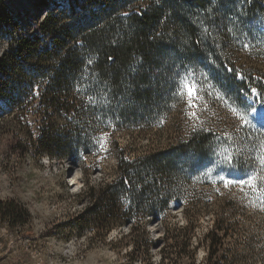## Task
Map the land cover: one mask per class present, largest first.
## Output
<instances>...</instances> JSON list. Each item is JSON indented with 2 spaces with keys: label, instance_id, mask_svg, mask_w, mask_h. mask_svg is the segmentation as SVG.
Segmentation results:
<instances>
[{
  "label": "trees",
  "instance_id": "obj_1",
  "mask_svg": "<svg viewBox=\"0 0 264 264\" xmlns=\"http://www.w3.org/2000/svg\"><path fill=\"white\" fill-rule=\"evenodd\" d=\"M7 2L0 0V15ZM45 14L22 37L8 35L0 56L2 116L29 113L39 85L32 112L39 130L27 140L39 156L79 166L85 188L78 196L89 201L74 220L79 230L106 239L125 226L134 255L132 233L140 228L143 264H264V247L235 226L246 212L214 194L207 171L215 161L245 171L257 157L246 150L264 130L246 122L250 128L235 132L202 111L226 99L264 105V0H67L63 11L47 7ZM185 85L199 100L193 119L185 113ZM103 140L112 173L91 185ZM216 201L220 217L194 241L198 219ZM172 202L182 206L183 225L152 242L140 225L162 221ZM0 222L14 229L31 217L0 200ZM158 248L155 263L151 250Z\"/></svg>",
  "mask_w": 264,
  "mask_h": 264
},
{
  "label": "rangeland",
  "instance_id": "obj_2",
  "mask_svg": "<svg viewBox=\"0 0 264 264\" xmlns=\"http://www.w3.org/2000/svg\"><path fill=\"white\" fill-rule=\"evenodd\" d=\"M16 1L8 0L6 14L0 15V56L6 51L9 33L22 37V33L30 29V21L43 20L47 7L48 12L55 15L67 6V0ZM14 25L19 26L18 30L13 29ZM183 89L188 105L185 113L193 119L196 113H200L195 104L199 100L190 85H185ZM31 95L36 101L29 106V113L2 116L7 109V102L0 101V200L15 201L31 217L28 226L14 229L0 222V264H143L141 252L144 237L140 228L132 233L138 249L134 255L128 244L131 235L125 226L113 229L106 239L102 238V234L95 237L90 231L79 230L74 220L83 214L89 204L86 197L78 196L85 188L80 168L69 160L62 164L50 161L45 155L39 156L35 148L29 147L27 133L30 131L36 137L39 130V115L32 113L38 103L39 85L34 87ZM223 101L221 105L217 103L216 106L203 109L205 116L216 117L214 119L221 120L227 128L235 125L232 128L235 132L253 124L264 130V105H255L249 98H245V104L232 99ZM247 107L251 108L247 110ZM254 110L262 112L263 117L256 118L252 113ZM121 141L124 144L125 139ZM140 145L147 143L143 141ZM101 146L104 153V140ZM251 151L257 157L245 171L231 165H220L216 161L213 168L207 171L215 189L214 194L225 197L227 201L231 199L236 209L246 212L245 216L236 217L235 226L240 230L239 234L253 235L257 246L264 247V134L251 140L246 152L252 154ZM102 153L96 160L100 162L103 158L102 164L98 166L101 171L92 169L87 177L91 185L105 182L107 175L112 173L114 164L107 159L106 152ZM87 163L91 166L89 161ZM257 183L261 185L260 189L256 188ZM241 187H244V191L240 190ZM208 189L203 187L204 192ZM253 201L259 204L255 210L248 208V204ZM206 202L210 204L209 200ZM220 205L221 202L216 201L215 205L207 207L208 212L202 213L195 227L197 239L194 241L206 235L220 217ZM228 221L232 223L233 220ZM183 222L182 206L172 202L162 216V221L144 220L140 226L146 230L152 242H157L163 238L166 228L182 226ZM151 255L152 261L158 262L159 248L151 250ZM203 255L199 249L196 259L200 261Z\"/></svg>",
  "mask_w": 264,
  "mask_h": 264
},
{
  "label": "bare ground",
  "instance_id": "obj_3",
  "mask_svg": "<svg viewBox=\"0 0 264 264\" xmlns=\"http://www.w3.org/2000/svg\"><path fill=\"white\" fill-rule=\"evenodd\" d=\"M16 3H21L19 0L16 1ZM253 115L256 116V118L260 119L261 117H263V115L261 114L262 112L258 111V110H254L253 112ZM264 120H262L263 122ZM264 123V122H263Z\"/></svg>",
  "mask_w": 264,
  "mask_h": 264
},
{
  "label": "snow or ice",
  "instance_id": "obj_4",
  "mask_svg": "<svg viewBox=\"0 0 264 264\" xmlns=\"http://www.w3.org/2000/svg\"><path fill=\"white\" fill-rule=\"evenodd\" d=\"M190 95H191V93H190ZM241 119H243V117H241ZM229 183H231V182L229 181Z\"/></svg>",
  "mask_w": 264,
  "mask_h": 264
},
{
  "label": "water",
  "instance_id": "obj_5",
  "mask_svg": "<svg viewBox=\"0 0 264 264\" xmlns=\"http://www.w3.org/2000/svg\"><path fill=\"white\" fill-rule=\"evenodd\" d=\"M264 28V27H263Z\"/></svg>",
  "mask_w": 264,
  "mask_h": 264
}]
</instances>
